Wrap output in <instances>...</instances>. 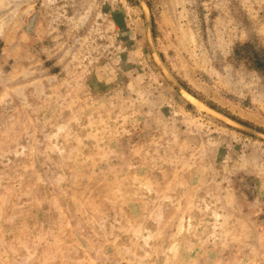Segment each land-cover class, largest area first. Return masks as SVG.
<instances>
[{
    "label": "rangeland",
    "instance_id": "1",
    "mask_svg": "<svg viewBox=\"0 0 264 264\" xmlns=\"http://www.w3.org/2000/svg\"><path fill=\"white\" fill-rule=\"evenodd\" d=\"M145 1L166 72L264 134L231 59L264 0ZM144 31L139 0H0V264H264V140L186 101Z\"/></svg>",
    "mask_w": 264,
    "mask_h": 264
},
{
    "label": "water",
    "instance_id": "2",
    "mask_svg": "<svg viewBox=\"0 0 264 264\" xmlns=\"http://www.w3.org/2000/svg\"><path fill=\"white\" fill-rule=\"evenodd\" d=\"M143 6H144V22H145V39L149 48V51L151 53V56L155 62V64L157 65V67L159 68V70L161 71V73L163 74V76L167 79V81L170 82V84L176 89V91L186 100L188 101L190 104L199 107L200 109H202L203 111H205L206 113L210 114L211 116L217 118L218 120H220L221 122L236 128L237 130H240L246 134H249L251 136H254L256 138L262 139L264 140V134L254 131L236 121H234L233 119L223 115L222 113L218 112L217 110L209 107L208 105H206L205 103L201 102L199 99H197L196 97L192 96L190 93H188L185 89H183L177 82H175V80L166 72V70L164 69L160 59L158 58L157 54L154 52L153 46H152V42H151V34H150V17H149V8L147 6V3L145 0H139Z\"/></svg>",
    "mask_w": 264,
    "mask_h": 264
},
{
    "label": "trees",
    "instance_id": "3",
    "mask_svg": "<svg viewBox=\"0 0 264 264\" xmlns=\"http://www.w3.org/2000/svg\"><path fill=\"white\" fill-rule=\"evenodd\" d=\"M231 59L244 63L246 67L264 76V48L255 42L236 43L232 49ZM212 108L216 109L214 106Z\"/></svg>",
    "mask_w": 264,
    "mask_h": 264
}]
</instances>
